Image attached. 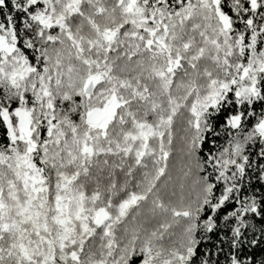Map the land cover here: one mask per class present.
<instances>
[{
    "label": "snow or ice",
    "instance_id": "snow-or-ice-1",
    "mask_svg": "<svg viewBox=\"0 0 264 264\" xmlns=\"http://www.w3.org/2000/svg\"><path fill=\"white\" fill-rule=\"evenodd\" d=\"M264 0H0V264H264Z\"/></svg>",
    "mask_w": 264,
    "mask_h": 264
},
{
    "label": "trees",
    "instance_id": "trees-1",
    "mask_svg": "<svg viewBox=\"0 0 264 264\" xmlns=\"http://www.w3.org/2000/svg\"><path fill=\"white\" fill-rule=\"evenodd\" d=\"M262 255H264V250L258 248L254 251V258L255 259H257V260L260 259Z\"/></svg>",
    "mask_w": 264,
    "mask_h": 264
}]
</instances>
